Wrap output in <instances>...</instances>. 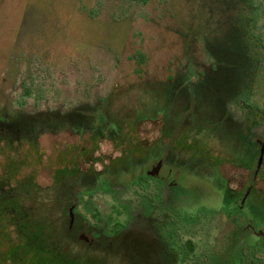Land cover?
Returning <instances> with one entry per match:
<instances>
[{"label": "rangeland", "instance_id": "obj_1", "mask_svg": "<svg viewBox=\"0 0 264 264\" xmlns=\"http://www.w3.org/2000/svg\"><path fill=\"white\" fill-rule=\"evenodd\" d=\"M252 32L264 46V0H0V109L65 112L84 103L94 105L133 83L143 94L142 101L150 100L146 111H156L166 99L175 98L165 108L172 114L186 106L183 96L198 81V92L189 94L188 118L180 121L185 129L170 143H162L169 144L168 149L185 163L187 184H192L187 191L195 202L204 201L207 195L202 193L217 191L212 184L217 170L231 189H239L248 176L239 166L251 168L257 186L248 194L245 219L252 229L264 231V148L258 151L264 143V50L252 49ZM138 54L145 59L142 65L134 60ZM209 65L218 72L214 83L205 84L198 73ZM177 74L184 75L186 88L174 90L161 80ZM142 76L151 78L138 83ZM221 83L233 95L227 111L244 128L228 120L229 114L225 119L219 115L224 105L217 89ZM160 126L158 120L140 122L137 135L142 143L158 141ZM193 126L200 129L193 135L196 140L186 132ZM247 131L249 135L244 136ZM80 142L68 132L41 135V158L36 160L32 154L21 158L19 168L0 158V177L15 174L14 185L15 180L32 176L46 187L64 166L75 163L82 170L92 166L99 170L95 162L99 158L118 156L104 141L89 156L78 154L75 145ZM81 144L79 150L89 145L86 138ZM214 195L210 203L215 205ZM134 200L139 201L132 190L98 193L87 211L96 210L107 220L117 201ZM202 204L190 217L209 209ZM79 212L95 223L82 209ZM175 230V242L183 247L182 264H209L208 256L221 250L233 227L222 215H212L198 224L177 223ZM186 242L191 243L192 252L184 246ZM246 242L253 247L263 240L248 230ZM141 246L138 250L119 243L102 244L95 251L86 250L84 257H75L72 250L64 256L69 264H151L150 250ZM238 248L224 250L215 264H239L243 257ZM9 251L0 235V264H7Z\"/></svg>", "mask_w": 264, "mask_h": 264}, {"label": "flooded vegetation", "instance_id": "obj_2", "mask_svg": "<svg viewBox=\"0 0 264 264\" xmlns=\"http://www.w3.org/2000/svg\"><path fill=\"white\" fill-rule=\"evenodd\" d=\"M106 100L107 97L102 98L94 105L84 103L65 112L54 109L27 113L21 109L17 111L0 109V147L12 146L14 149H18L24 154L26 153V158L32 154L37 160L42 156L38 144L40 136L44 134L59 135L64 132L76 136L78 141L82 143L85 138L88 141L89 145L84 146L81 150L78 149L81 142L75 145L78 154L83 153L89 156L91 151L97 150L103 141L108 142L112 147L108 139L97 137L96 132L92 130L96 126H102V124L86 123L88 118L84 117L85 114L82 112L83 110L90 111L95 109L97 105L98 108L104 111L105 107L100 104L105 103ZM60 118L69 119L72 125H59L57 120ZM48 121L56 127V131L54 133H39L38 129L41 123L46 122L45 127L47 129ZM233 123L238 128H244V126H239L236 121H233ZM74 125H77L76 131L73 130ZM247 134L249 135V131L243 135L246 136ZM156 142L145 144L140 140V143L147 150V155L145 163H139L135 166L136 175L142 179L139 185L131 187L117 186L112 192L106 193L98 189L96 182L91 180L107 176L106 168L112 161H115V168H118L120 171L118 174H121L122 152L114 150L113 147L112 150L118 153V156L114 158H99L95 161L100 166L99 170L93 166L82 170L74 163L71 167L64 166L55 172L54 176L62 174L64 177L69 176L72 172H77L79 176L85 177L83 183L85 187L92 190L91 193L85 192L82 195L80 194L81 196L75 197L69 208L68 224L73 236L94 251L101 247L102 244L110 247L114 243H119L124 248L136 247L138 250L143 245L150 250L151 264H182L184 252L183 247L175 242L177 237L176 224H198L199 221L209 219L212 215H222L230 221L233 230L226 237L221 250L212 256H208L206 261L209 264H215L224 250L239 247V254L243 257L239 264H264V231L252 229L249 226L250 223L245 219L248 194L250 190H254L257 186L254 174L253 176L251 174V168L239 166L248 173L239 189H231L228 180L221 174L220 170H217L212 181L217 191L215 193L212 192L211 195L203 191L205 194L202 193V195H207L204 201H199L198 199L196 201L205 204L209 209L202 212L197 211V213L195 211V217H190L189 213L197 208L198 203L195 202L196 198L194 200V196L187 191V189L192 188V184L191 182L190 185L187 184L188 177L185 175L188 170L185 168V163L168 148L164 152L156 154ZM32 144L37 146L38 154L32 153V150H34L33 147L31 148ZM263 148L264 143L261 144L258 151ZM129 190H132V193L139 201L136 202L134 200L130 201V203L117 201V207H112V211L115 209L117 212H112L110 215L115 214L114 222H109L110 216L107 217V220L101 219V214L96 210L87 211V206L91 205L92 199L96 194L114 195L126 193ZM259 190L262 189L259 188ZM212 195L217 197L215 205L210 203L211 199H213L211 198ZM80 209L94 218L95 223H89L85 215L79 212ZM96 217L99 218L100 223L97 222ZM248 219L250 218L248 217ZM248 230L253 233L256 239L259 241L263 240V243L256 242L253 247L250 246L246 242ZM184 246L189 252L193 251L191 243L186 242ZM138 250L133 249L132 251L138 252Z\"/></svg>", "mask_w": 264, "mask_h": 264}, {"label": "trees", "instance_id": "obj_3", "mask_svg": "<svg viewBox=\"0 0 264 264\" xmlns=\"http://www.w3.org/2000/svg\"><path fill=\"white\" fill-rule=\"evenodd\" d=\"M137 1L143 3L146 0ZM253 9L256 11L255 5ZM256 19L257 17L254 19V27ZM249 39L254 43L251 46L252 49L258 48L262 51L264 50L262 40L255 37L253 32L249 35ZM211 56L214 57L215 55L212 54ZM134 58L136 64L142 65L144 63L145 59L143 55L138 54ZM216 71L214 66L209 65V69L199 72L198 77L205 84L209 81H213L214 83L216 81L214 79ZM137 73L139 72L137 71ZM150 78V76L139 77L138 83L149 80ZM161 80L165 85L174 90L181 86L185 87L187 82L184 80V75L182 74L167 76ZM174 84L175 86H173ZM212 88H214L213 84ZM217 89L219 90L218 95L224 101L223 109L219 115H223L225 119L228 116L227 114H229L227 108L233 102V95L228 92L227 85L225 87L223 83L219 84ZM191 91L189 90L183 96L187 103L186 106L183 109H179V111L174 109L172 114H167L165 108L167 107V103L171 102L173 105L175 98L166 99L164 103V106L166 105L165 107L163 106L156 111H146V105L150 100L147 99L143 102V94L139 93L136 84L133 83L123 90H118L108 95L105 103L100 104L105 107L104 111L98 108V105L97 108L90 111H82L85 114L84 117L86 116L88 118H86V123L102 124V126H96L94 127L95 129H92L96 132V136L108 139L114 150H120L122 152L121 174H118L120 171L118 168H115V161H112L106 168L107 176L91 179L96 182L98 189L110 193L117 186L131 187L133 185H139L142 179L136 175L135 166L139 163H145L147 150L140 143L137 135L138 124L142 121H160V138L156 142L155 153L164 152L169 144H163L162 142L169 141L170 143V140L177 137L179 132L185 129L183 127L184 124L182 125L180 121L188 118V112L190 110L189 103L192 100L191 93L195 95L198 92V81L197 85L195 84ZM226 92L229 93L228 96H225L224 93ZM169 94L170 91H168L167 96ZM236 104L246 109L245 105L241 103ZM251 113L253 114V112ZM227 118L230 121H235L230 114ZM45 123H41L38 129L39 133H54L56 131V127L50 121L47 123V129ZM57 123L59 125H72L70 120L66 118L58 119ZM255 123L253 122V124ZM76 127L77 125H74L73 130L76 131ZM187 130H189L186 131L187 134L193 140H196L193 135L194 133H198L200 129L197 126H193ZM250 134L253 135L252 132ZM186 139L188 140L189 137ZM32 147L35 150L38 149L35 144H32ZM184 148H186V145L182 146V150ZM26 155V153L24 154L12 146L0 147V157L7 160L9 165H16L18 168L21 165L17 161L26 157ZM7 174L0 177V226L3 229L2 231L0 230V235L4 237L10 246L8 260H6L7 264H69L68 257L64 256L67 253L65 251L72 250L74 255H76L75 257H84L86 250L89 252L94 251L84 242L73 236L68 224L69 208L75 197H79L85 192H92L90 188L85 187L83 184L85 177L79 176L77 172H72L67 177L62 176V174H56L53 178V183L43 187L35 183L33 180L34 177L32 176L15 180V184L12 185L15 174L10 176ZM113 212L116 213L117 210L114 209ZM113 216H110L109 222L115 221V214ZM96 220L100 223L98 217H96ZM75 263L78 264V261Z\"/></svg>", "mask_w": 264, "mask_h": 264}]
</instances>
